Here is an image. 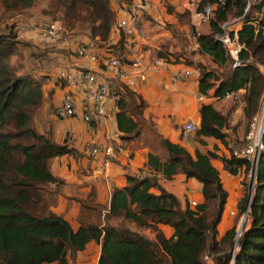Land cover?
<instances>
[{"label": "trees", "instance_id": "16d2710c", "mask_svg": "<svg viewBox=\"0 0 264 264\" xmlns=\"http://www.w3.org/2000/svg\"><path fill=\"white\" fill-rule=\"evenodd\" d=\"M218 3L219 0H200L199 10L206 4ZM60 4L65 7L63 20L71 32L108 40L115 20L111 0H60ZM244 7L242 0H226L225 4L216 5L209 20L212 33L200 34L197 42L199 52L209 55L218 68L209 70L202 64L197 67L199 92L205 96L209 97L213 88L211 96L217 98L244 90L243 112L250 122L264 94V75L259 69V65L264 66V15L255 23V19L244 15ZM254 7L264 10V0ZM233 9L236 15H244L236 31L242 45L241 64L235 68H231L221 43L214 39ZM19 45L13 28L0 34V264H68V254L86 249L92 241L101 244L98 264H203L204 255H210L214 264H264V151L256 167L247 217L236 241V227L217 239L227 192L219 171L211 163L216 154L196 150L191 155L166 139L159 141L165 160L149 154L146 167L166 179L177 173L195 178L202 184V203L182 208L179 199L165 190L155 176L139 178L134 174L127 176L123 188L113 191L104 223L81 217V227L74 230L63 216L52 212L44 185L62 181L51 173L49 163L55 157L74 153V149L53 141L34 126V117L45 101L44 83L36 74L14 69L13 57L22 55ZM126 96L133 100V107L128 108ZM142 105L140 97L136 101L127 89L118 100V124L121 131L130 134L127 139L140 132L127 112L140 113ZM199 112L195 136L214 137L225 143L226 115L212 103H203ZM222 160L231 173L242 165L246 171L250 167L247 161L232 155ZM151 188L158 189L159 194L151 192ZM247 201L248 194L242 199L241 212L245 211ZM88 207L95 209L100 218L107 209ZM112 220L119 222L114 225ZM128 223L153 230L155 238L134 231ZM159 225L170 226L173 234L166 237Z\"/></svg>", "mask_w": 264, "mask_h": 264}, {"label": "crops", "instance_id": "0c3cea01", "mask_svg": "<svg viewBox=\"0 0 264 264\" xmlns=\"http://www.w3.org/2000/svg\"><path fill=\"white\" fill-rule=\"evenodd\" d=\"M199 1L150 0L144 21L146 36L142 40L127 37L113 28L115 20L120 16L118 12L115 14L108 40L93 39L88 33H76L81 42L95 40L105 58L109 56L110 49L116 46L125 53L127 64L132 60H141L140 67H125L134 80L132 84L114 80L113 73L105 65L78 57L75 44L63 48L40 42L44 47H56L57 54L54 50V54L50 52L52 49L49 51V54L54 55H49L50 60L51 57L54 58L52 60L54 66L48 73L37 75L43 79L45 101L35 116V121L38 123L36 129L41 134L50 136L53 141L59 144L66 143L74 149V153L58 156L50 161L51 173L62 183L45 184L47 190L45 194L50 199L49 209L63 216L74 230L81 227V217L83 220L104 223L103 216L109 210L113 191L123 188L127 184V176L137 174L140 170H146V175L155 176L165 190L179 199L182 208L192 201L196 204L204 201L202 184L195 178L177 173L166 179L160 173L153 174L150 167H146L149 154L157 155L161 161L165 160V151L159 142L161 139L184 147L191 155H194L196 150L202 153L212 151L216 154L211 159V163L219 171L222 186L227 192L226 202L217 225V239H222L227 231L235 227L237 229L241 225L244 212L240 211V205L247 194L244 182L248 171L246 166L242 165L236 169V173H231L222 158L229 159L231 150L243 143L248 123L243 112L244 90L236 92L228 99H215V96H211L214 92L213 88L209 90V97L205 96L204 101H199L198 97L202 94L199 92L200 71L197 64H202L209 70L218 68L209 55L199 52L196 32H200L201 35L212 33L209 21L198 23L193 19V13L199 10ZM195 2H198L197 9ZM165 5H168L169 11L164 8ZM112 9H116L114 5ZM186 11L191 12L189 23L181 22L182 15ZM166 24L170 26L166 27ZM32 32L29 29L28 36ZM185 50L189 52L186 53ZM154 57H163L166 63L161 65L158 71L151 72L148 68L152 65L151 61ZM62 67L73 72L91 71L97 75L98 82L115 83L119 92L118 100L123 97L125 89L134 94L136 101L139 96L143 101V105L139 108L140 113H133L130 110L127 112L133 122L137 123L139 134L127 139L125 137H129L130 134L120 130L118 100L110 103L106 121L97 129H88L81 113L76 117L58 118L55 112L62 104L66 93L74 94L80 112L84 105L83 85L81 83L68 85L58 79V72ZM186 70L190 72L188 75L185 74ZM140 72L146 74L144 79L137 77ZM124 99L129 105L128 108L134 106L131 98L126 96ZM203 103H212L215 109L226 115L228 127L224 128L227 135L225 143L214 137H196L194 133L190 134L183 130V125L187 121L199 123V111ZM93 142L112 146L115 152L113 159L109 160L103 153L95 157L91 156L88 147ZM150 191L155 194L160 192L156 188H151ZM95 205L107 208L102 211L101 218L98 217L95 209L88 207ZM118 222L119 220H112L114 225ZM128 224L134 231L152 240L155 238L153 230L136 227L133 223ZM159 228L166 237L173 234V229L168 225H159ZM100 255L101 244L92 241L86 249L68 254V264H98Z\"/></svg>", "mask_w": 264, "mask_h": 264}, {"label": "built area", "instance_id": "2783aa9c", "mask_svg": "<svg viewBox=\"0 0 264 264\" xmlns=\"http://www.w3.org/2000/svg\"><path fill=\"white\" fill-rule=\"evenodd\" d=\"M242 1L245 3L244 15L260 2V0ZM111 2L116 8L114 10L115 14L116 12L120 14L119 18L115 20L113 28L132 39H144L146 36L144 21L146 19L147 10L150 6V0H130L127 2L124 0H111ZM225 3L226 0H219V3L215 5L206 4L200 10H196L193 13V19L198 23L208 22L216 5H222ZM243 16L223 22L220 26V31L214 34V39L220 42L223 46L231 68H235L241 64L239 54L242 45L237 40L236 31L238 27H235V25L237 23H240L241 25ZM36 29L39 30L38 39L48 45H56L63 48L66 46L68 47L71 44L77 45L76 54L78 57L85 58L92 63L105 65L106 68L113 73V76L115 77L114 80L132 84L134 80L130 77L125 67L137 68L141 66V60H132L127 64L125 62V53L121 48L116 46L110 49L109 56L105 58L102 56L95 40L92 39L87 42H81L78 35L67 29L62 21L47 18L40 23L39 27H36ZM199 35L200 32H196V37ZM151 62L152 65L148 70L155 72L159 70L161 65L166 63V59L163 57H154ZM259 69L264 75V66L259 65ZM189 73L188 70L185 71V74L188 75ZM145 75L144 72H140L137 77L139 79H144ZM58 79L68 85H77L81 83L84 92V105L82 112H80L77 106L76 97L72 92H68L65 94L62 104L56 109V116L63 119L66 117H76L81 113L83 121L88 129L93 130L102 127L106 121L110 103L112 101H117L119 98L118 88L115 83H112L111 81L98 82L97 75L94 72L84 70L73 72L66 67H62L59 70ZM234 94L235 93H227L222 98L228 99ZM198 99L199 101H204L205 95H199ZM215 99L219 98L215 97ZM197 128L198 124L193 121H187L183 125V130L190 134L195 133ZM263 130L264 94L258 111L252 116L249 122L243 143L231 150L232 156L244 159L250 165L247 172V180H249V193L251 192V194L256 180V169H253V167L261 152L264 151V143L262 141ZM68 138L69 135L67 136V139ZM88 153L94 157L103 153L109 160L113 159L115 154L112 146H104L95 142L91 143L88 147ZM145 175L146 170H140L137 173L139 178H143ZM189 205L193 207L196 205V202L192 201ZM247 212L246 208L242 216L241 225L236 229L235 241L242 232V227L247 217L245 214H247ZM231 262H233V259H231ZM203 264H214L213 258L210 255H204Z\"/></svg>", "mask_w": 264, "mask_h": 264}, {"label": "rangeland", "instance_id": "374dc122", "mask_svg": "<svg viewBox=\"0 0 264 264\" xmlns=\"http://www.w3.org/2000/svg\"><path fill=\"white\" fill-rule=\"evenodd\" d=\"M165 6L164 8L169 11L170 8L168 5ZM195 7L196 9L198 8V2H195ZM64 11L65 7L61 6L60 0H0V34L6 33L8 29L13 28V31L17 35V40L20 41L18 48L22 55L18 57L14 56L12 59L13 67L17 72L33 73L41 76V73H48L52 69V66H54L52 60L54 58L51 57L50 60L49 55L51 54L49 53L52 52L54 54L56 47L41 46V41L38 39L39 30L36 27H39L40 23L45 19L50 18L62 21L66 28L69 29L63 20ZM247 15L255 19V23H257L264 15V10L258 11L256 7H253L248 11ZM190 16L191 12L186 11L182 15L181 22L189 23ZM239 17L236 15V9H233L227 20L237 19ZM239 25L240 23H237L235 27ZM168 26L170 25L166 24V27ZM29 29L33 31L30 36H28ZM191 51L193 50L191 49ZM185 52L188 53L189 51L185 50ZM37 125L38 123H36L34 117V126L36 127ZM248 125L249 121L247 123V129ZM245 180L244 185L246 186L248 194L250 190L249 180H247V177Z\"/></svg>", "mask_w": 264, "mask_h": 264}, {"label": "water", "instance_id": "95a60500", "mask_svg": "<svg viewBox=\"0 0 264 264\" xmlns=\"http://www.w3.org/2000/svg\"><path fill=\"white\" fill-rule=\"evenodd\" d=\"M259 157H260V155H259ZM258 160H259V158H258ZM258 160H257V162H255V164H254V167H253V169H256V167H257V164H258ZM252 187V186H251ZM251 196H252V194H251V192L248 194V201H247V211H248V208H249V206H250V202H251ZM247 214H245V216H246ZM243 224V223H242Z\"/></svg>", "mask_w": 264, "mask_h": 264}]
</instances>
